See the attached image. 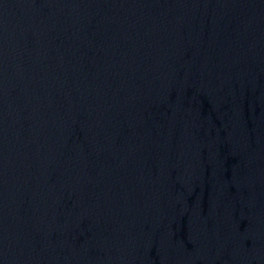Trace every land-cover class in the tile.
<instances>
[{"label": "water", "instance_id": "95a60500", "mask_svg": "<svg viewBox=\"0 0 264 264\" xmlns=\"http://www.w3.org/2000/svg\"><path fill=\"white\" fill-rule=\"evenodd\" d=\"M0 264H264V0H0Z\"/></svg>", "mask_w": 264, "mask_h": 264}]
</instances>
